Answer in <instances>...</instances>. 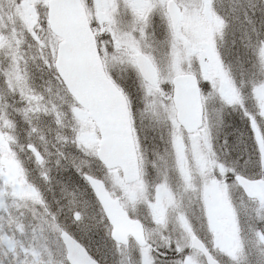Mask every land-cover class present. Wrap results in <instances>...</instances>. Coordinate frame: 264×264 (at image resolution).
Returning <instances> with one entry per match:
<instances>
[{
  "label": "snow or ice",
  "instance_id": "6c2138e0",
  "mask_svg": "<svg viewBox=\"0 0 264 264\" xmlns=\"http://www.w3.org/2000/svg\"><path fill=\"white\" fill-rule=\"evenodd\" d=\"M0 264H264V0H0Z\"/></svg>",
  "mask_w": 264,
  "mask_h": 264
}]
</instances>
